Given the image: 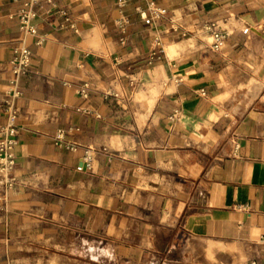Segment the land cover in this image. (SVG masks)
<instances>
[{"label":"crops","instance_id":"crops-1","mask_svg":"<svg viewBox=\"0 0 264 264\" xmlns=\"http://www.w3.org/2000/svg\"><path fill=\"white\" fill-rule=\"evenodd\" d=\"M153 1L147 25L129 0L125 43L115 0L40 1L0 264H264V0ZM23 2L0 0V128Z\"/></svg>","mask_w":264,"mask_h":264},{"label":"built area","instance_id":"built-area-1","mask_svg":"<svg viewBox=\"0 0 264 264\" xmlns=\"http://www.w3.org/2000/svg\"><path fill=\"white\" fill-rule=\"evenodd\" d=\"M41 0H24L22 6L17 11V16L20 23L21 37L20 43L15 49L14 58L11 60V69L14 74V79L11 82L10 98L5 101L6 123L0 128V186L3 189L14 187L15 180L13 170L16 163L15 147L18 143V109L13 101L21 95L19 88V79L30 71L33 60V54L28 46L27 40L29 36L37 33V25L35 19L38 16L37 7ZM146 8H138V13L145 24L153 25L161 17L167 14L165 7L157 5L153 0H146ZM129 0H115V7L119 13L115 21V27L119 33V41L125 43L129 35V26L131 24L130 17L126 14V7ZM210 30L212 37L211 48L214 51H221L225 44L227 32L222 31L215 23H210L207 27ZM247 31V30H245ZM155 53H152L154 56ZM153 57H151L152 59ZM78 93L86 98L89 93V84L84 82L78 88ZM106 96H118L111 90L106 93ZM54 143L58 147H66L72 151H76L78 145L69 143L65 139V131L58 130L54 136ZM78 171H91L93 156L90 149H86L84 154L79 159ZM264 240V239H263Z\"/></svg>","mask_w":264,"mask_h":264}]
</instances>
